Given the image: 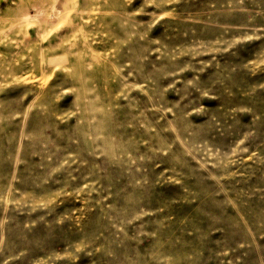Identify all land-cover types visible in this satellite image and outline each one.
<instances>
[{
    "label": "rangeland",
    "instance_id": "374dc122",
    "mask_svg": "<svg viewBox=\"0 0 264 264\" xmlns=\"http://www.w3.org/2000/svg\"><path fill=\"white\" fill-rule=\"evenodd\" d=\"M0 264H264V0H0Z\"/></svg>",
    "mask_w": 264,
    "mask_h": 264
}]
</instances>
